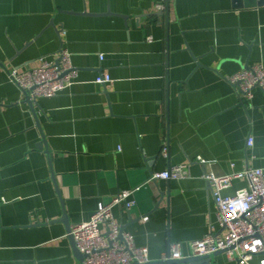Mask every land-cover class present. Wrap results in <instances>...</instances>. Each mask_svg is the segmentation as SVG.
Listing matches in <instances>:
<instances>
[{
  "label": "crops",
  "instance_id": "0c3cea01",
  "mask_svg": "<svg viewBox=\"0 0 264 264\" xmlns=\"http://www.w3.org/2000/svg\"><path fill=\"white\" fill-rule=\"evenodd\" d=\"M61 47L75 84L32 101L35 112L11 70ZM254 64L259 0H0V264H81L63 212L72 227L127 189L135 203L114 216L154 261L172 243L190 257V241L225 235L206 175L264 169V89L244 105L228 80ZM191 161L186 179L147 181ZM241 188L249 177L224 195ZM212 264L244 263L218 252Z\"/></svg>",
  "mask_w": 264,
  "mask_h": 264
},
{
  "label": "built area",
  "instance_id": "2783aa9c",
  "mask_svg": "<svg viewBox=\"0 0 264 264\" xmlns=\"http://www.w3.org/2000/svg\"><path fill=\"white\" fill-rule=\"evenodd\" d=\"M163 9V5H158ZM149 37L148 39H152ZM56 57H42L39 66L26 65L23 69L11 70L10 79L23 92L28 93L33 102L40 98L54 97L62 91L71 88L76 81L78 70L72 63V55L61 47ZM103 59V55L100 56ZM236 94L245 105L255 96L256 88L264 89V65L254 64L228 77ZM97 83L111 82V77L101 74L95 80ZM248 146L253 147L254 137H248ZM167 146L163 152L166 153ZM193 161L207 163L201 156ZM174 165L165 171L151 174L148 183L160 179H183L190 176L191 164ZM249 177L251 189L241 188L234 195H224V190L230 188L234 179ZM212 187V197L217 206L219 223L226 228L225 235L215 232L207 234L202 239L190 241L191 256H204L225 251L231 259H238L244 264H250L259 257L257 264H264V169L251 168L247 171L232 172L217 175L210 172L206 175ZM136 189L121 191L118 195L98 204L96 213L88 221L72 226L71 234L77 243V248L86 254L84 264H148L161 261L180 260L185 257L181 243H172L162 259L154 261L148 247L138 246L131 233H123V226L114 216L113 208L123 203L128 209L135 203ZM106 226V231L102 230Z\"/></svg>",
  "mask_w": 264,
  "mask_h": 264
},
{
  "label": "water",
  "instance_id": "95a60500",
  "mask_svg": "<svg viewBox=\"0 0 264 264\" xmlns=\"http://www.w3.org/2000/svg\"><path fill=\"white\" fill-rule=\"evenodd\" d=\"M259 5H264V0H259ZM24 94L27 97V101L28 103H30L35 111L34 108V104L32 102V99L30 98V96L28 95V93L24 92ZM36 112V111H35ZM50 152V151H49ZM62 220L66 225H67V229L69 232V236H70V240L72 242V246L74 247V253L78 259V261L81 264H84V260L86 259V254L82 253L79 248H77V243L74 239V236L71 234V231L73 230L71 225H70V221H69V217L66 211L63 212V216L60 219ZM123 233H124V229L122 228L121 230V238L123 237ZM220 252H225V251H219ZM218 254V252L214 253V254H209V255H204V256H190V257H185L183 259L180 260H171V261H166V262H155V264H212L213 261V257ZM134 264H139V263H134ZM148 264H153V263H148Z\"/></svg>",
  "mask_w": 264,
  "mask_h": 264
}]
</instances>
